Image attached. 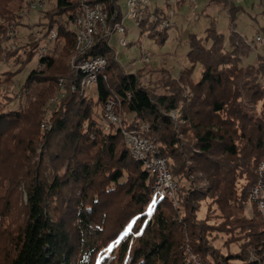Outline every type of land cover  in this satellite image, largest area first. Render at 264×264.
<instances>
[{
    "label": "trees",
    "instance_id": "trees-1",
    "mask_svg": "<svg viewBox=\"0 0 264 264\" xmlns=\"http://www.w3.org/2000/svg\"><path fill=\"white\" fill-rule=\"evenodd\" d=\"M218 1L225 2L233 20L240 8L228 5L229 0ZM94 2L103 5L110 21L121 20L116 0ZM179 4L177 1L176 6ZM54 5L55 13L44 32L48 36L56 28L63 42L60 52L67 58L66 70L59 77H49L56 83L64 81L63 97L42 120V151L34 175L20 187L26 197L27 218L6 264H97L103 249L130 225L115 261L104 259L102 264L264 261V218L256 211L250 216L244 213L249 189L257 179L256 165L264 158V61L256 68L255 64L243 65L236 46L228 42L225 47L224 36L213 26L202 37L188 34V65L177 81L191 78L197 66L202 74L192 97L181 106L176 124L168 115L178 109L179 101L171 94L154 98L138 73L128 74L119 66L103 38H97L86 54L107 61L106 81L96 83L95 100L77 89L71 92L80 81V75L69 67L75 51L68 26L77 15V4L75 0H54ZM162 13L158 8L147 11L139 24L140 36L145 34L161 45L169 29L160 28ZM59 16L65 17L63 23H58ZM38 40L29 45L27 55L45 49L37 57L39 65L56 68L55 46L51 49L49 40L47 44ZM35 74L32 71L26 83H33ZM2 75L0 84L7 79ZM110 97L119 100L116 112L128 119V128L140 131L153 143L170 173L183 183L176 209L167 199L151 196L153 178L131 158L120 132L105 133L99 128L103 106ZM11 113L20 115L19 111ZM52 162L61 165L56 169ZM243 178L245 182L239 186ZM121 193L129 199L128 210L106 233L103 200ZM205 201L210 213L199 220L196 214ZM222 237L226 253L214 245ZM231 244L238 245L237 252L230 251Z\"/></svg>",
    "mask_w": 264,
    "mask_h": 264
},
{
    "label": "rangeland",
    "instance_id": "rangeland-1",
    "mask_svg": "<svg viewBox=\"0 0 264 264\" xmlns=\"http://www.w3.org/2000/svg\"><path fill=\"white\" fill-rule=\"evenodd\" d=\"M177 1H180L179 6H176ZM33 2L34 0H0V74L5 73L1 78H7L0 84V264L7 263L14 250L16 236L26 222V197L20 187L30 181L32 174L34 175L37 156L42 151V120L51 115L50 111L58 103L54 100L60 98L65 86L63 81L61 89L58 82L49 78L59 77L63 73L62 70H66L67 67V58L61 57L60 47L63 42L60 37H57L53 44H49L51 49L55 46L52 55L56 61V68L47 70L39 65L37 57L42 53V49L34 56L27 55L28 47L33 41L39 39L41 44H47L48 36L44 32L45 27L55 13L54 0L39 1V7L30 9ZM116 2L124 19L122 25L125 28L128 46L121 47L119 39L122 36L114 33L108 39L110 52L116 56L117 63L126 72V67L134 63V72L138 73L137 76L142 84L148 85L154 98L171 94L179 101L178 109L168 115L176 124L181 106L192 97L193 86L202 74V69L197 66L191 78L177 81L178 75L188 65L186 59L188 34L192 33L202 37L205 30L213 26L218 33L224 36L225 47L228 42L236 46V54L243 57L241 61L243 65L255 64L256 68L264 61V46H255L253 42L256 34L264 38V0H229L228 5L232 4L235 8H240L234 13L233 20H231L224 1L196 0L198 10L194 15L187 0H155L150 3L148 9L154 12L155 8H159L164 12L159 15L163 17L160 22L170 21L168 37L163 45L153 41L150 37L147 38L145 34L140 36V26L135 21L126 18L127 0H116ZM150 19L154 21L156 17ZM64 21V16L58 17V23ZM55 30L56 28H52L51 31ZM246 43L252 44L255 50H252L251 46ZM141 51L150 52L152 55L147 64L139 62ZM34 70L36 80L33 83L30 82L31 84L26 83L27 76ZM94 91L95 86L86 91V94H89L93 100H95ZM15 111L16 113L19 111L18 117L11 113ZM123 115L121 114L122 117ZM179 137L182 136L179 135ZM260 161H263V158ZM60 165L61 162L60 164L51 163V166L56 169ZM255 172L257 182L258 164ZM45 173L48 175L49 172L45 170ZM172 178L173 189L165 199L169 201L173 209H176L179 203L178 192L183 183L177 182L173 175ZM244 182V178L241 179L239 186ZM252 187L248 192L244 213L250 216L253 211H256L264 218L259 205L250 199ZM154 189L155 185L152 182L151 196ZM103 201L104 206L101 212L104 211L107 215L105 230L109 233L124 217L130 202L124 193L107 196ZM107 202L110 204L105 206ZM206 203L208 202L201 204L196 214L199 220L206 218L210 213ZM149 207L146 209L147 214H150L148 213ZM126 230L117 240L118 243L116 241L111 244L114 245L111 252H105L110 245L103 249V256L97 257L99 264L109 258H111L110 261H115L118 247L129 235L131 227L129 229L128 226ZM224 242L225 237H222L214 243L222 253H226ZM229 249L231 252H237L238 245L231 244Z\"/></svg>",
    "mask_w": 264,
    "mask_h": 264
},
{
    "label": "built area",
    "instance_id": "built-area-1",
    "mask_svg": "<svg viewBox=\"0 0 264 264\" xmlns=\"http://www.w3.org/2000/svg\"><path fill=\"white\" fill-rule=\"evenodd\" d=\"M36 1V2H35ZM155 0H127L128 13L126 18L135 21L137 25L141 22L151 2ZM77 4V15L68 26V31L74 36V57L69 61V67L72 71L80 75L79 84L76 87H71V92L80 91L86 94V91L92 86H95L99 79L106 81L104 73L107 61L102 56L87 57L86 54L95 44L97 38L108 39L112 34L118 33L122 37L119 39V45L123 48L128 46L125 36V28L123 27V17L120 21H110L107 11L103 5L94 0H75ZM192 12L198 10L196 0H187ZM117 3V2H116ZM118 5V4H117ZM39 0H34L30 5V9L39 7ZM159 9V8H158ZM152 13V12H151ZM172 14L170 13V16ZM170 27V21H162L160 28ZM57 38V32L51 31L48 35L50 43H54ZM253 42L255 46H264V38L260 34H256ZM251 46L252 44L246 43ZM39 54L41 58L43 52ZM139 62L147 64L152 57L150 52H140ZM116 60V56H115ZM134 63H130L126 68L128 74H135L133 69ZM59 87L62 89L63 81H58ZM63 97V94L60 95ZM60 99V98H59ZM55 99L54 102L59 101ZM119 106V100L115 97H110L106 100L99 123V128L102 132H110L112 129L118 130L123 138L124 144L129 151L131 158L142 165V169L150 174L153 178L155 189L152 196L155 199L166 198L170 195L173 189V178L168 169L166 160L159 156L156 146L144 137L140 131L128 128V119L122 117L116 112ZM142 129H145L142 127ZM258 180L250 191V199L259 205V208L264 216V158L258 164ZM257 264H264L263 260Z\"/></svg>",
    "mask_w": 264,
    "mask_h": 264
},
{
    "label": "snow or ice",
    "instance_id": "snow-or-ice-1",
    "mask_svg": "<svg viewBox=\"0 0 264 264\" xmlns=\"http://www.w3.org/2000/svg\"><path fill=\"white\" fill-rule=\"evenodd\" d=\"M152 210V206L149 207V213L151 212ZM131 226H129V229H130ZM127 232V230H126ZM118 243V241H117ZM114 247V245H110L108 249L105 250V252H111L112 251V248ZM98 264H99V261H98Z\"/></svg>",
    "mask_w": 264,
    "mask_h": 264
},
{
    "label": "crops",
    "instance_id": "crops-1",
    "mask_svg": "<svg viewBox=\"0 0 264 264\" xmlns=\"http://www.w3.org/2000/svg\"><path fill=\"white\" fill-rule=\"evenodd\" d=\"M201 71V70H200Z\"/></svg>",
    "mask_w": 264,
    "mask_h": 264
}]
</instances>
